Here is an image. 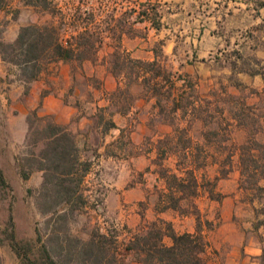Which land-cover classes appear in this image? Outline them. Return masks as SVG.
<instances>
[{
  "label": "rangeland",
  "instance_id": "rangeland-1",
  "mask_svg": "<svg viewBox=\"0 0 264 264\" xmlns=\"http://www.w3.org/2000/svg\"><path fill=\"white\" fill-rule=\"evenodd\" d=\"M28 1L3 0L4 4L0 8V40L10 42L16 37L20 26L28 23H43L50 19L46 12L30 5ZM51 1L55 13L58 17H65L68 24L72 17H80L76 23H80V19L89 21V23L92 22L91 27L103 26L104 21H110L111 25H117L115 26L117 32L121 28L118 22L121 23L126 18L131 8L137 11L146 8L150 15L157 13L154 7L152 8L145 3L139 5L135 0ZM258 1L260 4L264 0ZM256 20V24H252L253 21L251 20L250 27L245 20H240L239 29L235 22L232 28L233 34L228 29H222L224 31L223 45L217 52L214 50L212 60H208L205 64L175 65L172 64L168 56L163 59L162 62L173 72L170 77L173 86L170 87L169 81L164 82L162 91L168 92L171 89L167 98L162 99L159 104L156 101V105L147 103L144 112L139 113V109L137 113L133 111L132 118L141 116L148 126L138 146H132L124 140L126 143L123 144V151L116 152L115 147L110 146L106 149V153L109 154L114 151L116 155L103 160L96 151L92 152L95 145L100 142V136L97 135L95 127L98 125L103 130V125L110 116V112L106 109H101L98 112V114H102L103 119L99 121L97 116L93 120L92 128L94 129L91 134V142L94 145H88V153H82L83 156L90 157L92 161L91 168L84 177V201L82 203L76 201L69 204H59L69 205V210L72 209L67 217L62 219L55 218L53 213L43 214L36 207V205H57L49 198L43 202L39 196L38 190L42 183V171L33 170L26 179L22 176V171L29 169L24 157L31 151L37 150V147L31 146L27 141L28 117L32 126H35L37 122L31 114L34 111L35 116L40 117V115L36 109L30 107L29 89L31 82L19 81L17 69L0 59V239H4L6 234L10 232L9 219L11 218L15 237L22 241L33 240L36 236V228L44 233L51 227L66 230L72 236L82 239H87L91 232L98 228L100 232L115 233L119 241L127 240L140 224L158 218L154 211V203L158 194H161L163 181H160V176H156L159 175L158 169L160 168L158 164L160 160L153 153V146L157 137L161 133L171 130L168 123L179 128L194 123L193 129L195 131H199L200 128L206 130L210 127L216 128L218 127L215 124L218 115L217 110L222 108L224 119H226L221 121L219 128L221 131L220 138L225 140V147L224 153L219 152V156L224 157L225 161L220 168V174L232 169L231 164H233L235 167L229 176L224 177L223 180L216 178L215 172L218 168L209 161L213 158L211 155H216V148L212 145L204 146L202 141L199 144L196 139H193L191 145L185 140L182 141L183 146L185 144L192 148L190 149L193 152L190 158L193 160L192 163L186 161L189 158L182 155V151L180 154L177 152V156L168 157L167 155V158L162 161L163 165L168 168H174L176 164L179 167H186L187 165L190 167L195 162L197 164L204 163L206 160L204 158L207 156L208 166L196 169V174L202 185L194 204L200 210L203 230L216 229L218 222H220L217 212L212 211V220L209 224L205 223L206 208H208L206 205H212L206 200L209 195H205V192H211L218 184H221L219 188L222 189L223 193L230 192L237 183L240 186L242 176L239 177L241 174L237 172L238 159L243 156L239 149L240 145L243 143L264 144V96L260 95L261 92H264V10L257 12ZM124 27L127 29L126 25ZM146 32L145 25L137 22L133 24L126 36L133 37L136 34L139 36L138 38H141ZM67 34H69L68 31ZM121 38L119 41L106 40L108 42L105 41L106 43L100 48L96 59L104 60L107 57L109 60L108 53L113 50V46L119 43L122 47ZM226 40L230 44L232 40L239 41V45H225ZM185 57V51L181 50L180 59L183 61ZM51 67H53L52 63H49L43 68L41 78L45 77V81H47ZM108 69L110 70V65H108ZM182 74L189 76L178 77ZM90 80L91 84L97 88L90 93L102 97L101 91L98 89L99 80ZM122 80L123 85H125L126 80ZM85 81V78L78 77L77 83L80 88L83 87ZM85 91L83 88L82 92ZM131 92H133L134 97L130 101L134 104L135 97L142 93V88L140 86L138 88L136 84L131 85ZM85 95H87L86 92ZM180 95L183 96L182 99H180ZM242 103H245V106H242ZM175 105L178 108L174 110L177 107ZM241 107L249 112L250 118L245 121L237 118L235 121L232 116L234 113H238ZM199 117L205 121H200ZM161 122L165 124L162 125ZM201 146L206 148L203 149ZM252 147L255 149L254 145ZM262 151L255 149L254 152L252 151L253 157L263 160ZM172 153L169 152V154ZM135 154H141V156L136 157ZM232 154L234 161L230 164L228 156ZM121 173L127 174L128 180L123 186L124 194L118 195L116 183ZM204 173L205 176H203ZM245 190L247 189L242 188L245 199L254 198L258 202L262 201V192H258L256 189H251L249 192ZM214 193L215 190L210 194L212 198H216ZM190 199L181 201L180 207L191 210ZM183 216H191V223H193V219L196 221L193 214ZM161 219L171 222L165 218ZM175 222L180 226L177 232L187 229L189 223L188 219L183 217ZM165 239H167L165 240L167 244L170 237L166 236ZM123 255L126 262L137 264L131 261V255L125 252ZM209 255L210 253L206 254L205 250V259H208ZM0 264L25 263L5 241L4 244L0 245ZM260 264H264L263 258L260 260Z\"/></svg>",
  "mask_w": 264,
  "mask_h": 264
},
{
  "label": "trees",
  "instance_id": "trees-1",
  "mask_svg": "<svg viewBox=\"0 0 264 264\" xmlns=\"http://www.w3.org/2000/svg\"><path fill=\"white\" fill-rule=\"evenodd\" d=\"M28 2L46 12L50 19L43 23L20 26L16 37L10 42L0 40V59L14 66L18 72L17 79L25 83L36 80L49 63L62 60L72 63L75 69L80 68L84 60H95L100 48L108 42L106 40L119 41L122 33L128 34L134 23L143 22L150 17L152 26H158L155 22L156 13L150 15L146 8L138 11L131 8L126 18L120 21L121 23L118 22L121 28L117 32L115 29L117 25H111L110 21H104L103 26L91 27L92 22L80 19V23H76L80 17H72L68 24L65 17H58L55 13L51 0ZM3 4V0H0V8ZM158 54L153 60H143L133 58L119 43L113 46V50L108 53L110 72L116 78L126 80L125 85L118 84L111 94L112 107L116 108L115 111L125 113L130 109L132 105L130 100L134 97L131 85L134 84L142 88L143 95L149 92L155 96L157 104L170 95L171 89L168 92L162 91V84L170 82L173 72L158 58L160 56ZM170 84V87L173 86L172 82ZM182 98L180 95V99ZM244 104L242 103V106H245ZM177 108L178 106L174 110ZM31 115L37 124L32 126L28 117L27 141L31 146L37 147V150L24 157L29 169L27 171L24 169L22 176L26 179L33 170L42 171L39 196L43 202L49 198L57 205L36 207L43 214L53 213L57 219L66 218L72 209L69 210V205L59 204L84 201L83 182L92 161L90 157L82 155L81 149L76 145L74 134L65 126L56 123L50 117L35 116L34 111ZM234 116L244 121L250 118L249 112L243 107L238 113H234ZM98 117L99 121L103 119L101 113ZM103 126L105 131L115 125L109 119ZM188 131L189 126L173 127L174 135L168 134L159 141L158 174L165 181L167 191L162 193L164 205H156L155 209L158 212L172 209L182 215H195L194 232H177L171 222L158 217L140 224L135 232L123 241H119L115 233L100 232L98 228H95L87 239H82L57 227H51L44 233L36 228L33 240L22 241L16 239L10 218V232L4 239H0V245L6 241L25 264H131L126 262L124 252L131 255V261L137 264H206L204 255L207 241L201 232L200 210L194 204V198L202 185L198 182L195 171L204 163L195 162L191 167L188 165L179 167L176 164L175 168L165 167L162 163L169 152L180 154L182 151V155L185 156V148L188 146L185 144L183 146L182 141L190 144ZM211 133L215 134L214 131ZM174 137H177L175 142ZM252 145L255 149L263 150V160L253 157L255 149ZM252 145L243 143L239 148L243 155L240 157L242 175L240 187L262 192L264 187L260 186L258 181L264 175V144ZM228 162L231 164L230 159ZM227 172L228 170L224 171L222 176ZM189 199L191 210L180 207L181 201ZM205 223L210 222L205 220ZM166 236L170 237V244L164 242Z\"/></svg>",
  "mask_w": 264,
  "mask_h": 264
},
{
  "label": "crops",
  "instance_id": "crops-1",
  "mask_svg": "<svg viewBox=\"0 0 264 264\" xmlns=\"http://www.w3.org/2000/svg\"><path fill=\"white\" fill-rule=\"evenodd\" d=\"M135 2L139 5L140 3H145L154 6L157 12L155 22L158 26H152L150 17L143 22H138L145 25L146 34L138 38L139 36H136V34L130 37L122 33V48L129 52L133 58L143 60H153L156 54L159 53L158 55L160 56L158 58L161 61L168 56L172 64L175 65L205 64L208 60H212L214 50L217 52L224 42V31L222 29H228L233 34L234 23L236 22V27L238 28L241 26L240 20H245L250 27L251 20L253 21L252 24L257 22V12L264 10V1L259 4L258 0H135ZM231 42L230 44L226 40L225 45H239V41L232 40ZM181 50H184L186 54L183 61L180 59ZM108 65L107 57L104 60H84L81 67L75 69L72 63L60 60L52 63L53 67H51L50 73L47 75V81L44 80L45 77L41 78V72L39 77L30 83L29 89L30 107L36 109L40 116L50 117L56 123L70 130L74 134L76 145L83 154L88 153V145H94L91 142V134L94 129L92 128L93 120L98 116V112L101 109L108 110L110 112L108 118L113 121L115 126L105 131L101 130L98 125L95 127L97 135L100 136V142L92 150V152L96 151L97 154H100L102 160L104 158L110 159L111 156L116 155L114 151L109 154L106 153V149L110 146H114L115 151L118 152L119 150L123 151V144L126 142L132 146L139 145L148 126L144 123L141 116L132 118L133 111L137 113L139 109V113L141 111L144 112L147 103L156 105L157 101L156 97L151 93L148 92L143 95L144 93L142 92L136 95L135 103L131 105L127 112L120 113L115 111L116 108L112 107L111 94L115 91L118 84L123 86L122 79L124 78L119 77L118 79L112 75ZM181 76L189 75L182 74ZM78 77L86 79L81 88L77 83ZM255 78H257L256 75ZM90 79L99 80L100 86L98 89H100L102 97L90 93L97 89L91 84ZM83 88L86 90L87 95L82 92ZM138 91L141 90L138 89ZM261 94L264 96V92H261ZM217 112L219 116L217 115L215 124L218 127H210L207 130L200 128L199 131H195L193 129L194 123H189L188 136L191 140L189 145L192 144L193 139H196L197 143L202 141L204 146L212 145L216 148V155H211L213 158L209 161L218 168L215 172L216 178L223 180L224 177L230 175L229 173L234 169L235 165L231 164L232 169H228L224 176L220 174V168H222L225 160L224 157L219 156V152L224 153L225 140L220 138L219 124L226 118L224 119L222 108L218 109ZM232 117L235 121L237 120L236 116L233 115ZM199 119L200 121H205L203 118L199 117ZM161 123L162 125L165 124ZM168 125L171 126V130L161 133L154 142L153 153L155 156L160 150L159 141L163 140L168 134L174 135L172 132L174 126L169 123ZM212 131L215 134H212ZM176 138L174 137L173 142L176 141ZM190 149L192 148H185V155L189 158L186 161L191 163L193 160L190 158L193 152ZM177 154V152H174L168 154V157L171 155L177 156ZM135 156L140 157L141 154H135ZM233 157V154L230 155L231 163L234 161ZM204 159L206 160H204V165L201 167L206 168L209 163L207 156ZM237 172L241 174L240 159H238ZM156 176L159 177V175ZM203 176H205V173ZM196 177L200 183L197 174ZM159 179L163 183L161 185V194H158L155 200V206L164 205L162 193L167 191L165 181L161 177ZM127 180V174L121 173L116 183L118 195L124 194L123 186ZM258 184L264 187V175L259 179ZM238 185L237 183L230 192L223 193L222 189L219 188L221 184H218L217 187L214 186L215 188L211 192H205V195H209L206 200L212 204L206 205L208 207L206 208V220L209 222L212 220L211 212L213 211L218 213V221H220L214 230H203V225L201 224V232L207 240L206 254L210 253L208 259H206V264H260V260L264 259V202H262L264 201V189L261 193L262 201L258 202L254 198L251 200L245 199L243 197L244 191ZM214 190L216 198L210 196ZM249 190L251 191V189L245 191L249 192ZM160 195L161 199L159 200ZM155 206L156 216L171 220L176 231H178L180 226L175 221L182 217L186 220L188 219L189 223L187 229L181 232L195 231L196 221L193 219V223H191V216L179 215L178 212L172 209L158 212ZM170 217L174 218L170 219ZM165 238L164 242L167 240ZM170 242L171 240L167 244H170Z\"/></svg>",
  "mask_w": 264,
  "mask_h": 264
}]
</instances>
